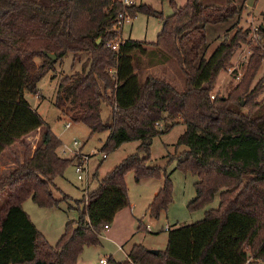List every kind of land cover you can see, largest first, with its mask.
Masks as SVG:
<instances>
[{"label":"trees","instance_id":"obj_1","mask_svg":"<svg viewBox=\"0 0 264 264\" xmlns=\"http://www.w3.org/2000/svg\"><path fill=\"white\" fill-rule=\"evenodd\" d=\"M169 4L172 12L164 16L146 4L124 8L111 0H0V264H77L83 247L98 244L104 225L128 205L125 174L132 171L136 181L160 176L161 167L149 165V147L154 136L175 122L184 124L176 144L185 149L176 156L177 167L197 177L188 208L208 205L216 195L218 205L207 209L201 220L169 229L164 250L153 254L142 244H133L125 260L110 256L108 264H129L128 259L134 264H247L251 253V264H264V97L258 99L264 93L263 79L250 88L264 58L262 47L251 46L237 84L226 95L211 98L217 76L248 42L249 28L238 27L244 4L231 0L222 6L201 0ZM123 10L131 17L137 13L157 17L161 28L156 40L126 38L117 52L109 48L108 41L115 38L111 20ZM234 18L237 21L212 53L202 57L206 25ZM258 33L264 43L262 24ZM147 45L175 60L184 76L183 88L152 74L139 78L133 53L146 54ZM67 53L88 57L79 71L60 80L55 106L72 122L86 125L89 136L107 130L100 148L106 155L125 142L138 141V146L98 179L82 207L74 205L76 219L66 223L51 245L21 203L30 198L49 208L71 199L55 178L72 158L58 155L61 141L25 93L37 95L40 79ZM102 105L109 108L106 117ZM161 122L163 130L158 127ZM39 129L41 140L30 152L24 138ZM15 144L23 146L22 157L17 155L2 174V157ZM171 187L166 174L148 206L151 215L166 208ZM74 202L79 205L83 198Z\"/></svg>","mask_w":264,"mask_h":264},{"label":"rangeland","instance_id":"obj_2","mask_svg":"<svg viewBox=\"0 0 264 264\" xmlns=\"http://www.w3.org/2000/svg\"><path fill=\"white\" fill-rule=\"evenodd\" d=\"M175 1L178 5H184L186 2V0ZM231 1L235 4H244V10L238 27L248 28L249 25L254 23L260 24L261 21L264 23V0ZM135 2L136 5H149L153 9L162 12L164 16L172 12L169 0H135ZM214 4L220 3L216 1ZM236 21V18L231 20L232 23ZM232 23L208 24V43L206 42L202 47V57H208L207 49L212 48L213 45L220 42L221 37ZM160 28L161 22L157 17L137 13L129 23L124 24L122 36L125 39L131 38L152 43L156 40ZM221 29H223L222 32L213 37L212 34L216 30ZM233 32L234 30L228 32L229 37L233 35ZM213 39H215V42H213ZM256 44V42L241 44L231 58V66H235L238 63L236 56L241 53V50H244V53L249 56L250 47ZM147 49L148 52L143 55L136 52L133 53V58L137 65L135 72L138 73L139 78L143 80L147 75L152 74L170 80L179 89L183 88L184 76L177 67L175 60L167 54L159 52L151 45H147ZM151 49H155V52L151 53ZM262 53H264V47L262 48ZM160 54L169 60L166 61ZM79 55L80 59L78 58ZM79 55L73 58V53H67L61 61H58L54 65V70H49L40 79L37 84V95L25 93V98L43 118L45 126L61 141V145L57 149L58 155L70 160L72 158V163H69L64 168L62 174L55 178L57 187L71 199L61 201L58 206L49 208L39 207L30 198L25 199L21 203L23 210L30 215L38 230L44 234L51 245H54L64 232L66 223L76 219L77 210L74 208V205L82 207L86 201L81 186L82 183L77 179L74 168V163L78 160V156L73 152L79 151L82 154L90 156L89 170L90 174L93 175V179L90 182L87 193V196H89V193L95 189L98 179L110 171L123 158L136 152L138 146V141L125 142L114 151L108 152L106 157L103 158V151H100V148L108 135V131H101L89 136L90 130L86 125L72 122L67 115H63L55 106V95L60 80L64 76H69L79 71L81 65L88 57L87 53ZM162 60L164 61L160 62ZM36 62L40 63L41 59L36 58ZM244 67L245 63L239 67L240 77L244 72ZM260 78L264 79V58L256 76L251 82L250 88ZM239 79L234 78L233 74H228L227 71H222L217 76V81L213 83L211 92L217 95H226L237 84ZM261 97H264V93L258 99ZM108 111L109 108L106 105H102V117H106ZM171 121L167 119L166 123L170 124ZM67 122H70V126L68 127L65 126ZM158 127L163 130L165 123L161 122ZM183 130L184 124L182 122H175L168 131L152 138L149 147V165H159L161 167L160 176L143 178L136 181L132 171H128L125 174L128 205L118 210L109 226L103 228L98 244L85 245L83 247L78 256L77 264H98V260L101 257L110 256L116 261L125 260L128 250L134 243L142 244L146 249L164 250L167 243V227L172 229L178 225L191 224L201 220L207 209L217 207L219 202L218 195L208 205L194 210L188 208L189 201L195 196L194 182L197 180V177L177 167L176 156L185 149L184 146H177L176 144ZM42 131V129L33 131L24 138L30 152L39 144ZM74 140L78 142L77 146L73 145ZM22 152L23 146L20 144H15L13 149L9 150L7 158H2V162L4 163L2 174L8 172L13 166V161L17 155H21L22 157ZM166 174L169 175L172 185L171 200L166 208L159 212L158 216H153L149 213L148 206L161 187L164 175ZM79 198H83V203L76 205L74 200ZM252 255L251 253L247 264H251L253 260Z\"/></svg>","mask_w":264,"mask_h":264},{"label":"built area","instance_id":"obj_3","mask_svg":"<svg viewBox=\"0 0 264 264\" xmlns=\"http://www.w3.org/2000/svg\"><path fill=\"white\" fill-rule=\"evenodd\" d=\"M113 2L116 3H120L124 8H129L133 5H136L135 0H111ZM132 19L131 15L128 13L127 10H123L120 12H117L115 14V16L112 18L111 20V26H110V31H112L115 34V38H113L112 40L108 41L107 46L109 48H111L113 51L117 52L120 48V45L124 43L125 38H123L122 36V29L125 23H129L130 20ZM259 26L260 24H252L249 25V37H248V42L246 44H249L250 42H256L258 45H261V47L263 48L264 43L258 33L259 31ZM244 50H241V53H239L238 56H236V59L238 60V63H236L235 66H230L227 68V73L228 74H233L234 71H236V74L234 75V78L239 79L240 77V71H239V67L243 64L247 62L248 59V55H246L244 53ZM109 72L111 74H114V70L110 69ZM263 84H264V79H263ZM217 94L216 93H212L210 94L211 98H214ZM66 127L70 126V122H67L65 124ZM159 126V124H158ZM73 145L77 146L78 142L76 140L73 141ZM76 153L77 157V161L74 163V168H75V172H76V177L79 181H81V186L83 189V192L85 194L86 197V201H87V193L89 191V187H90V182L92 181L93 177L92 174H90V170H89V155H85L78 152H73ZM102 157H106V154L104 152H102ZM85 201V202H86ZM109 225H104V228H107ZM167 231L170 228H166ZM129 260V264H134L133 262H131L130 259ZM98 264H108V257H101L98 260Z\"/></svg>","mask_w":264,"mask_h":264},{"label":"crops","instance_id":"obj_4","mask_svg":"<svg viewBox=\"0 0 264 264\" xmlns=\"http://www.w3.org/2000/svg\"><path fill=\"white\" fill-rule=\"evenodd\" d=\"M202 1V3L204 2L205 4H210V5H218V6H222V5H224L225 3H226V1L227 0H201ZM216 1H219V3L220 4H214V3H216ZM225 1V2H224ZM203 3V4H204ZM237 5H240V4H237ZM230 23H232L231 21H228L227 22V24H230ZM260 24H262L263 26H264V23L261 21V23ZM207 28H208V25H206V35H207ZM222 30L223 29H221V30H216V32L214 33V34H212L213 35V37L215 36H217L220 32H222ZM214 41L213 42H215V39H213ZM207 43H208V40H207ZM219 43V42H218ZM217 43V44H218ZM217 44H215V45H213V43H212V48H209V49H207V54H208V56L212 53V51L214 50V48L216 47V45ZM26 97V96H25ZM32 106V105H31ZM33 107V106H32ZM14 147V146H13ZM13 147H12V149H13ZM2 158H7V151H6V153H4V155H3V157ZM2 168L4 169V165L2 166ZM27 213V212H26ZM29 215V214H28ZM29 217H30V215H29ZM30 219H31V217H30ZM31 221H32V219H31ZM33 222V221H32ZM34 223V222H33ZM34 225H35V223H34ZM36 226V225H35ZM36 228L38 229V227L36 226ZM44 235V234H43ZM134 244H137V243H134ZM133 245V244H132ZM145 247V246H144ZM131 248V247H130ZM146 248V247H145ZM130 250V249H129ZM128 250V251H129ZM128 253V252H127ZM126 257H127V254H126ZM123 261V260H122Z\"/></svg>","mask_w":264,"mask_h":264},{"label":"water","instance_id":"obj_5","mask_svg":"<svg viewBox=\"0 0 264 264\" xmlns=\"http://www.w3.org/2000/svg\"><path fill=\"white\" fill-rule=\"evenodd\" d=\"M97 42H99V40H97ZM49 57H51V59L54 61L56 59L54 54H49ZM148 252L156 254L158 250L156 249H147Z\"/></svg>","mask_w":264,"mask_h":264}]
</instances>
